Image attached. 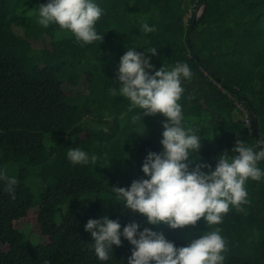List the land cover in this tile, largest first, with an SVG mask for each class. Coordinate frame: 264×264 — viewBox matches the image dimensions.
I'll list each match as a JSON object with an SVG mask.
<instances>
[{
  "label": "trees",
  "instance_id": "trees-1",
  "mask_svg": "<svg viewBox=\"0 0 264 264\" xmlns=\"http://www.w3.org/2000/svg\"><path fill=\"white\" fill-rule=\"evenodd\" d=\"M192 1L97 0L105 10L96 24L103 38L81 45L58 25L37 23L46 0H0V169L18 181L15 199L0 182V264H127V240L113 247L109 261L90 249L83 226L102 215L122 227L131 219L155 227L178 246L219 228L227 242L225 264H264V179L247 181L249 203L242 210L230 206L220 224L207 226L201 218L176 229L146 225L112 190L143 175L146 152L161 148L165 119L157 114L133 122L139 110L129 111L126 98L109 92L117 87L125 44L156 47L148 55L157 69L177 61L190 66L180 103L187 122L201 131V159L214 166L237 137L249 145L264 140V0H199L206 3L202 14L185 21ZM145 22L155 30L143 33ZM45 38L48 45H35ZM80 81L81 92L64 91V83L76 87ZM235 101L250 125L239 118ZM73 147L95 154L97 163L71 164L66 152ZM258 166L264 168V160ZM32 208L47 242L33 243L14 226Z\"/></svg>",
  "mask_w": 264,
  "mask_h": 264
},
{
  "label": "clouds",
  "instance_id": "clouds-1",
  "mask_svg": "<svg viewBox=\"0 0 264 264\" xmlns=\"http://www.w3.org/2000/svg\"><path fill=\"white\" fill-rule=\"evenodd\" d=\"M104 11L97 0H46L39 5L37 23L44 28L58 25L77 43L87 45L102 40L96 24ZM140 30L151 33L155 29L145 22ZM125 49L115 69L117 87L109 92L126 98L129 111L139 110L133 122L157 114L165 119L160 150L146 152L142 176L128 186H112L116 201L124 210L141 214L146 225L176 229L195 225L201 218L207 226L220 224L230 206L242 210L249 203L247 181L264 179V168L258 166L264 160V140L249 145L237 137L230 151L216 155L214 166L201 159V131L187 122L180 103L185 91L182 81L193 75L190 66L177 61L172 67L162 64L157 69L148 55H155L156 47L125 44ZM66 157L73 165L98 161L95 154L80 147L69 148ZM0 182L15 199L17 178L0 169ZM83 227L90 233V249L100 261H109L113 247L127 240L132 246L127 264H225L227 242L219 228H208L178 246L155 227L141 228L135 219L122 227L119 219L102 215L89 218Z\"/></svg>",
  "mask_w": 264,
  "mask_h": 264
},
{
  "label": "rangeland",
  "instance_id": "rangeland-1",
  "mask_svg": "<svg viewBox=\"0 0 264 264\" xmlns=\"http://www.w3.org/2000/svg\"><path fill=\"white\" fill-rule=\"evenodd\" d=\"M45 44L47 45L49 44V39L45 38V40L41 42H35L36 46H43ZM84 87L85 84L83 81H80L76 87H73L66 83L63 84L64 91L70 95L81 92ZM31 185L35 189H39L40 187V184L37 179H31ZM37 210L38 209L36 208L30 209L26 217L14 222V226L22 230L29 237L30 241L33 243L47 242V238L40 234L39 224L36 221ZM0 249H5V246L0 244Z\"/></svg>",
  "mask_w": 264,
  "mask_h": 264
},
{
  "label": "built area",
  "instance_id": "built-area-1",
  "mask_svg": "<svg viewBox=\"0 0 264 264\" xmlns=\"http://www.w3.org/2000/svg\"><path fill=\"white\" fill-rule=\"evenodd\" d=\"M199 0H193L192 2L187 4V8L185 11V14L183 16L185 21H188L190 17H193L194 19L197 18L199 15L202 14L203 11V3H198ZM236 106L239 110V118L246 124H251V118L248 114V112L244 109V107L240 104V102L235 101Z\"/></svg>",
  "mask_w": 264,
  "mask_h": 264
},
{
  "label": "water",
  "instance_id": "water-1",
  "mask_svg": "<svg viewBox=\"0 0 264 264\" xmlns=\"http://www.w3.org/2000/svg\"><path fill=\"white\" fill-rule=\"evenodd\" d=\"M205 2H203V9H204V7H205ZM194 20H197V18L196 19H194ZM256 122H257V119H256V116H254V131H255V133H257V125H256Z\"/></svg>",
  "mask_w": 264,
  "mask_h": 264
},
{
  "label": "bare ground",
  "instance_id": "bare-ground-1",
  "mask_svg": "<svg viewBox=\"0 0 264 264\" xmlns=\"http://www.w3.org/2000/svg\"><path fill=\"white\" fill-rule=\"evenodd\" d=\"M199 2V1H198Z\"/></svg>",
  "mask_w": 264,
  "mask_h": 264
}]
</instances>
